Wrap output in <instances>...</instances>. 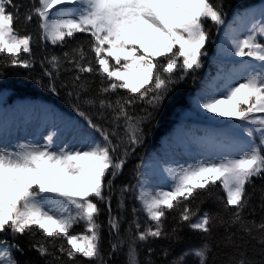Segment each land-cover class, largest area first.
Segmentation results:
<instances>
[{
	"label": "snow or ice",
	"instance_id": "6c2138e0",
	"mask_svg": "<svg viewBox=\"0 0 264 264\" xmlns=\"http://www.w3.org/2000/svg\"><path fill=\"white\" fill-rule=\"evenodd\" d=\"M34 20L41 41L67 48L40 60L43 74L55 80L61 72L69 73L64 86H70L78 100L83 96L86 106L98 108L100 118L111 113L113 127L94 123L77 105L78 115L101 140L88 137L80 147L54 150L49 134L43 145L0 148V234L11 233L13 240L30 237L29 248L45 264H81L80 258L88 264H107L98 222L104 204L110 234L116 237L108 255L127 246L125 264H141L139 245L149 240H179L184 224L204 242L183 250L169 264H186L188 257L209 264L208 241L220 227L225 235L217 244L231 249L223 253V264H264V183L254 184L264 181V12L260 19L250 17L243 33L233 31L227 37L229 53L248 62L229 69L225 83L200 101L208 113L239 121L247 139L225 138L235 145L234 155L165 169L170 181L166 190L142 181L123 185L119 207H125L123 194L136 188L141 208L132 212L143 211L149 221L142 226L134 219L129 239L120 235L122 217L112 214L114 181L129 148L142 142L144 125L174 85L201 68L210 36L206 23L224 25L223 6L213 0H28L25 8L14 0H0V67L33 68L34 35L28 26ZM20 23L22 28L17 27ZM77 34L87 38L76 40ZM69 41L75 46L68 48ZM90 77H99L92 95L95 80ZM50 87L56 91L54 83ZM137 104L145 106L139 113ZM206 200H214L220 211L201 212ZM169 214L176 221L171 232L165 231ZM81 223L84 230L73 232ZM14 250L23 251L16 243L0 240V264H19ZM147 251L144 264H151L153 249ZM169 254L163 250L164 257Z\"/></svg>",
	"mask_w": 264,
	"mask_h": 264
},
{
	"label": "trees",
	"instance_id": "16d2710c",
	"mask_svg": "<svg viewBox=\"0 0 264 264\" xmlns=\"http://www.w3.org/2000/svg\"><path fill=\"white\" fill-rule=\"evenodd\" d=\"M17 4H24L25 8L28 6V0H14ZM214 3H221L225 14V20L236 21L237 18L243 17L247 13H255L264 9V0H213ZM70 7V6H69ZM25 9H22L23 12ZM38 21L28 26V31H31L34 35L33 53L36 63L32 69H24L20 67H0V106L5 107L10 112H14V109L19 108L18 103H27L33 105L37 110H45L48 104H54L68 112H74L76 114L74 106H79L82 111H85L93 120L94 123L100 124L102 127L111 129L113 125L109 122L111 120V113H107L105 118L98 116V108L88 107L83 103L84 97L78 100L75 91L69 86H64L69 81V73L61 72L59 78L50 80L43 74V69L40 65V60L47 54H61L67 50L65 47L53 46L51 44H45L44 41L39 39ZM17 27L22 28L23 24L20 23ZM206 27L210 33L209 40L206 45V55L203 57L201 68L197 69L194 73L189 74L184 80L178 82L172 88V91L168 94L167 98L161 105V107L154 113V118L144 125V136L142 142L139 145L129 148V153L126 158V163L123 167L122 173L115 179L113 189L111 192V208L112 214L122 217L120 235L125 239H129L133 234L135 227L132 224L134 219H138L142 226H147L149 221L143 211H138L133 214L132 209H140L141 205L135 199L137 190L130 187L129 191L123 194V201L125 207L121 209L119 207L121 200L120 188L123 185L134 186L137 185L138 179L148 176L144 171V161L148 158V150L155 142L162 136L169 132L171 126L174 123V115H178L180 122H192L197 119H201L205 124H209V128L214 131L216 137L221 141H228L225 138L231 137L233 140L239 141L240 139H247L243 130L238 127L237 121L220 122L214 119L215 114H203L195 107L191 106L188 101L193 86L197 85L198 81L203 82L205 78H209L223 69L229 68V63L224 60H219L216 56L210 55L213 53V43L216 36L217 27L214 26L211 21L206 23ZM247 29V28H246ZM243 29V32L246 30ZM87 37L84 34H77L76 40H84ZM75 41L68 42V48L74 47ZM248 62V61H247ZM94 79L95 83L92 85V91L89 95L94 94L99 88V77ZM55 85L56 91L51 90L50 85ZM69 92H73L69 95ZM120 94H125V90H121ZM115 99V96L111 97ZM145 107L144 105L137 104L135 107L136 113L140 112V109ZM83 118V117H82ZM84 119V118H83ZM87 122V121H86ZM121 134L123 128L118 130ZM97 133L96 140H101L99 132ZM115 142V138H113ZM229 142V141H228ZM258 143V140H257ZM234 144L228 148L220 147L216 149L210 159L222 157L224 155H231V151ZM122 151V149H121ZM155 178V177H154ZM156 179V178H155ZM159 181V179H156ZM264 181L259 179L254 180L255 186L259 187ZM169 184V181L164 182V187ZM157 189V188H155ZM251 192V187L249 188ZM107 194V192H106ZM223 193L221 192V195ZM258 202L257 197H253V204ZM101 215L98 218V222L102 225V249L104 258L107 264H125V252L127 246L123 250L116 252L109 257L111 251V242H114L115 234H110L108 219L109 213L107 206L100 205ZM201 212L220 211V206L214 200H206L200 206ZM223 214V213H222ZM174 214H169L167 221L165 222V231L171 232L172 228L176 226V221L173 219ZM257 219H259V210H257ZM84 225L77 224L73 228V232H82ZM179 240L176 239H153L148 242L139 245L140 261L144 264L148 257V248H152L151 264H169V261L176 257L185 249H190L203 244L202 236L193 232L188 228L187 224L180 226V230L177 233ZM225 235L223 227H220L213 231L212 239L209 240L212 251L209 254V264H223V253L230 252L231 249H225L219 247L217 241H219ZM30 237L28 236H16L13 240L11 233L0 234V240H7L8 243H16L20 245L23 251H13V255L19 264H45V260L41 258L38 253L29 248ZM169 250V256H163V250ZM215 257V259H213ZM81 259V264H88L87 261ZM186 264H197V261L193 257H188Z\"/></svg>",
	"mask_w": 264,
	"mask_h": 264
},
{
	"label": "rangeland",
	"instance_id": "374dc122",
	"mask_svg": "<svg viewBox=\"0 0 264 264\" xmlns=\"http://www.w3.org/2000/svg\"><path fill=\"white\" fill-rule=\"evenodd\" d=\"M263 10L255 13H247L243 17L237 18L235 22L225 20V24L217 28L213 43V53L219 60L227 61L229 68L223 69L219 73L205 78L203 82L198 81L193 86L188 101L203 114H209L200 107L202 96L211 94L218 90L225 83V76L229 69L235 65L246 63L247 58L235 56L229 53L227 37L230 32L243 33V29L249 26V18H261ZM19 108L10 112L0 106V148L15 150L21 144L43 145L46 137L53 134L54 150L59 147L68 146L70 148L80 147L85 138L96 139L97 133L90 128L85 119L74 112H68L54 104H48L46 109L37 110L33 105L18 103ZM174 123L169 132L162 135L155 144L148 150V158L144 161V171L148 176L138 179L153 189H165L164 182L169 181L168 173L165 169L178 168L195 164L202 160L210 159L213 152L222 147L228 148L231 143L218 139L209 124H205L201 119L192 122H180L178 115H174ZM216 121L226 122L236 121L234 118L214 116ZM239 123V121H237ZM235 145L231 155L236 154ZM137 182V184H138ZM170 182V181H169ZM166 190V189H165Z\"/></svg>",
	"mask_w": 264,
	"mask_h": 264
}]
</instances>
